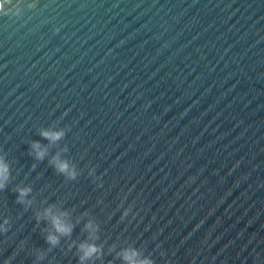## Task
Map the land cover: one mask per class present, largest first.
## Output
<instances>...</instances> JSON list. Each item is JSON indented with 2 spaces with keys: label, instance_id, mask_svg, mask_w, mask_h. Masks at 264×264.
<instances>
[{
  "label": "water",
  "instance_id": "obj_1",
  "mask_svg": "<svg viewBox=\"0 0 264 264\" xmlns=\"http://www.w3.org/2000/svg\"><path fill=\"white\" fill-rule=\"evenodd\" d=\"M49 126L75 181L29 155ZM0 154V264H79L89 218L96 264L128 245L155 264H264V0H0ZM52 203L81 223L49 250L36 214Z\"/></svg>",
  "mask_w": 264,
  "mask_h": 264
},
{
  "label": "clouds",
  "instance_id": "obj_2",
  "mask_svg": "<svg viewBox=\"0 0 264 264\" xmlns=\"http://www.w3.org/2000/svg\"><path fill=\"white\" fill-rule=\"evenodd\" d=\"M33 5H29L32 7ZM38 135L48 142V144L41 143L40 141H32L29 146V155L33 157L34 161L48 160V164L59 175H63L69 181H75L80 175L76 164L66 157L68 152L67 146H61L59 151L53 153L49 157L48 145L60 144L66 137V131L60 127H42L38 130ZM33 164V168H35ZM94 170L89 172V175H93ZM11 179V165L6 159L4 154H0V191H3L9 185ZM17 195V203L30 206L33 200L29 198L32 193L30 186L17 185L14 188ZM127 215V211L124 213ZM71 213L55 203L49 204L44 207L42 211L36 214L37 222H46V227L43 229L44 238L49 245V250L55 248L61 243L62 238L70 237L74 230L75 225L81 223V218H77L73 221ZM9 220L4 218L0 222V233L8 231ZM81 231L86 234L85 238L81 241L73 242V246L76 248L78 254L79 264H96V261H102L104 256V249L100 243V225L92 218L83 222ZM108 251L115 252L114 261L109 264H114L115 261H119L120 264H155L150 255H145L143 251L135 246L128 245L116 249L115 246L109 248ZM44 260V253L39 252L33 261V264H40ZM3 264H11V257L3 261Z\"/></svg>",
  "mask_w": 264,
  "mask_h": 264
}]
</instances>
